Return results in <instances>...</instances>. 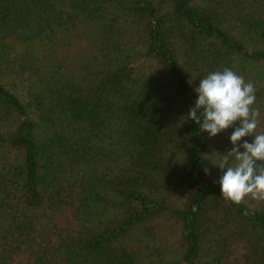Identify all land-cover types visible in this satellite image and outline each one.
<instances>
[{
  "label": "trees",
  "instance_id": "trees-1",
  "mask_svg": "<svg viewBox=\"0 0 264 264\" xmlns=\"http://www.w3.org/2000/svg\"><path fill=\"white\" fill-rule=\"evenodd\" d=\"M226 67L264 132V0H0V264H264L187 116Z\"/></svg>",
  "mask_w": 264,
  "mask_h": 264
},
{
  "label": "clouds",
  "instance_id": "clouds-1",
  "mask_svg": "<svg viewBox=\"0 0 264 264\" xmlns=\"http://www.w3.org/2000/svg\"><path fill=\"white\" fill-rule=\"evenodd\" d=\"M194 92L198 96L187 116L202 132L213 138L234 128L232 148L220 153L214 164L222 171L218 181L222 198L235 205L247 199L264 202V132L257 131L261 113L255 106V84L226 67L200 79Z\"/></svg>",
  "mask_w": 264,
  "mask_h": 264
}]
</instances>
